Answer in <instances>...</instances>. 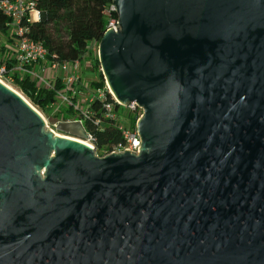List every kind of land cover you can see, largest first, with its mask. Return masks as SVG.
I'll use <instances>...</instances> for the list:
<instances>
[{
  "label": "water",
  "instance_id": "1",
  "mask_svg": "<svg viewBox=\"0 0 264 264\" xmlns=\"http://www.w3.org/2000/svg\"><path fill=\"white\" fill-rule=\"evenodd\" d=\"M113 2L98 59L140 152L0 82V264H264V0Z\"/></svg>",
  "mask_w": 264,
  "mask_h": 264
},
{
  "label": "built area",
  "instance_id": "2",
  "mask_svg": "<svg viewBox=\"0 0 264 264\" xmlns=\"http://www.w3.org/2000/svg\"><path fill=\"white\" fill-rule=\"evenodd\" d=\"M42 14L35 0H0V20L4 18L8 25L7 33L0 30V82L13 86L17 80L27 79L48 90H55L56 101L50 104V108L55 112L61 106L70 105L82 116L88 117L90 103L95 99L100 100L103 104V116L114 121L123 136V142L110 145L102 156L125 150L139 154L141 136L137 123L143 116V107L136 101L128 104L120 102L108 84L104 88H91L83 93L79 88L82 85L80 65L82 61H50L49 50L45 44L29 35V24L40 21ZM104 14L106 16L104 33L110 29L117 31V27L120 29L119 15L113 1L106 6ZM93 44H96L98 53L99 42ZM51 73L55 74L51 76ZM57 79L63 84V88L58 90L55 88ZM75 97L81 99L75 101ZM132 115L136 116L134 126L130 119ZM92 140L89 134L87 141L95 147Z\"/></svg>",
  "mask_w": 264,
  "mask_h": 264
},
{
  "label": "trees",
  "instance_id": "3",
  "mask_svg": "<svg viewBox=\"0 0 264 264\" xmlns=\"http://www.w3.org/2000/svg\"><path fill=\"white\" fill-rule=\"evenodd\" d=\"M44 15L40 21L29 24L30 36L45 44L49 50L50 61H74L84 59L89 54L93 43H98L105 30L104 10L113 0H35ZM7 20H0V30L8 31ZM98 73V80L91 82L92 88H104L106 81L101 72L98 56L92 59ZM16 86L36 107L48 115H54L57 121L81 119L91 135L95 150L99 156L110 145L123 142V136L116 123L103 116V104L95 99L88 106V117L82 116L72 106H61L56 112L50 104L56 101V91L38 86L35 81L17 80ZM55 88H63L60 79L55 81ZM110 97V95H109ZM76 101L77 98L75 97ZM83 117V118H82ZM135 125L136 116H130ZM97 121V122H96ZM61 132V131H59ZM63 133V132H62Z\"/></svg>",
  "mask_w": 264,
  "mask_h": 264
},
{
  "label": "rangeland",
  "instance_id": "4",
  "mask_svg": "<svg viewBox=\"0 0 264 264\" xmlns=\"http://www.w3.org/2000/svg\"><path fill=\"white\" fill-rule=\"evenodd\" d=\"M95 56H98V53H97L96 44H93L91 49L89 50V54L84 59V61H82V63L80 64L81 65V75H82V83H81L82 85H80L79 88H81V91L83 93H86L87 89L92 88V86L90 85L91 82H95L98 80L97 69L95 68V65L93 64V61H92V59H94ZM10 87L18 91L36 110H38L43 115L48 130H53L63 135V133L59 132L56 128L55 124L57 123V120L53 114L48 115L47 113H44L42 110H40L38 107L34 106L16 86H10ZM80 99L81 98H77L78 101ZM96 154L99 156V152L96 151Z\"/></svg>",
  "mask_w": 264,
  "mask_h": 264
},
{
  "label": "bare ground",
  "instance_id": "5",
  "mask_svg": "<svg viewBox=\"0 0 264 264\" xmlns=\"http://www.w3.org/2000/svg\"><path fill=\"white\" fill-rule=\"evenodd\" d=\"M6 86H8V85H6ZM9 88H11V89H14V88H12V87H10V86H8ZM15 90V89H14ZM18 92V91H17ZM20 94V93H19ZM43 116V115H42ZM44 118V117H43ZM55 132V131H54ZM56 133V135H58V136H65V135H62L61 133H58V132H55ZM77 140H79V141H81V142H84V143H86V144H88V145H90L91 146V143H89L88 141H84V140H80V139H77ZM92 147V146H91Z\"/></svg>",
  "mask_w": 264,
  "mask_h": 264
},
{
  "label": "crops",
  "instance_id": "6",
  "mask_svg": "<svg viewBox=\"0 0 264 264\" xmlns=\"http://www.w3.org/2000/svg\"><path fill=\"white\" fill-rule=\"evenodd\" d=\"M55 73H51V76H53Z\"/></svg>",
  "mask_w": 264,
  "mask_h": 264
}]
</instances>
